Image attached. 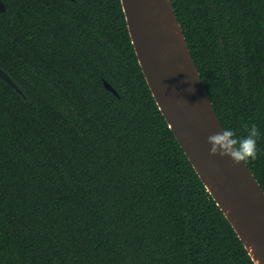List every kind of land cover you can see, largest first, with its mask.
I'll return each instance as SVG.
<instances>
[{"label":"trees","instance_id":"16d2710c","mask_svg":"<svg viewBox=\"0 0 264 264\" xmlns=\"http://www.w3.org/2000/svg\"><path fill=\"white\" fill-rule=\"evenodd\" d=\"M0 264H255L185 155L121 0H2ZM224 128L256 124L264 0H172ZM106 82L116 93L106 87Z\"/></svg>","mask_w":264,"mask_h":264},{"label":"water","instance_id":"95a60500","mask_svg":"<svg viewBox=\"0 0 264 264\" xmlns=\"http://www.w3.org/2000/svg\"><path fill=\"white\" fill-rule=\"evenodd\" d=\"M129 35L152 95L207 191L255 264H264V190L247 163L210 155L207 137L224 128L172 0H121ZM5 4L0 0V11ZM0 77L22 93L0 67ZM106 87L115 89L106 82Z\"/></svg>","mask_w":264,"mask_h":264},{"label":"clouds","instance_id":"9594fccd","mask_svg":"<svg viewBox=\"0 0 264 264\" xmlns=\"http://www.w3.org/2000/svg\"><path fill=\"white\" fill-rule=\"evenodd\" d=\"M260 137L261 132L256 124L247 128V135L244 137H238L235 131L225 128L222 132L207 137V142L211 145L209 154L229 157L234 165L248 163L258 156L257 141Z\"/></svg>","mask_w":264,"mask_h":264}]
</instances>
